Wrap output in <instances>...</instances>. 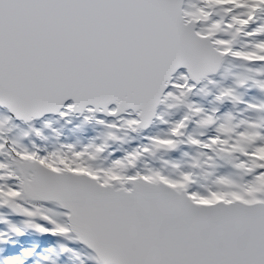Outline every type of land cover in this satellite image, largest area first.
I'll use <instances>...</instances> for the list:
<instances>
[{
	"label": "snow or ice",
	"instance_id": "1",
	"mask_svg": "<svg viewBox=\"0 0 264 264\" xmlns=\"http://www.w3.org/2000/svg\"><path fill=\"white\" fill-rule=\"evenodd\" d=\"M0 264H264V0H0Z\"/></svg>",
	"mask_w": 264,
	"mask_h": 264
},
{
	"label": "rangeland",
	"instance_id": "2",
	"mask_svg": "<svg viewBox=\"0 0 264 264\" xmlns=\"http://www.w3.org/2000/svg\"><path fill=\"white\" fill-rule=\"evenodd\" d=\"M35 239H36V238L33 237V236H26V237L23 238V241H24V242H27V241H29V240H35Z\"/></svg>",
	"mask_w": 264,
	"mask_h": 264
}]
</instances>
